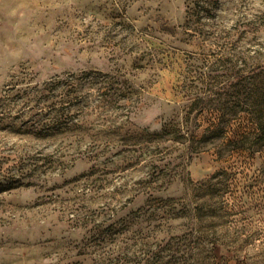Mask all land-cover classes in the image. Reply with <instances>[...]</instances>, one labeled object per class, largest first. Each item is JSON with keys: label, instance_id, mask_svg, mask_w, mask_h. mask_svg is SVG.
<instances>
[{"label": "rangeland", "instance_id": "1", "mask_svg": "<svg viewBox=\"0 0 264 264\" xmlns=\"http://www.w3.org/2000/svg\"><path fill=\"white\" fill-rule=\"evenodd\" d=\"M259 121L264 0H0V264H264Z\"/></svg>", "mask_w": 264, "mask_h": 264}, {"label": "trees", "instance_id": "2", "mask_svg": "<svg viewBox=\"0 0 264 264\" xmlns=\"http://www.w3.org/2000/svg\"><path fill=\"white\" fill-rule=\"evenodd\" d=\"M257 126H258V130H264V125L262 124L261 121H259V122L257 123ZM202 140H203V138H202Z\"/></svg>", "mask_w": 264, "mask_h": 264}]
</instances>
